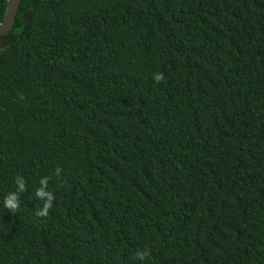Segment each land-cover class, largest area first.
I'll list each match as a JSON object with an SVG mask.
<instances>
[{"label":"trees","instance_id":"obj_1","mask_svg":"<svg viewBox=\"0 0 264 264\" xmlns=\"http://www.w3.org/2000/svg\"><path fill=\"white\" fill-rule=\"evenodd\" d=\"M6 43L0 264H264V0H22Z\"/></svg>","mask_w":264,"mask_h":264},{"label":"clouds","instance_id":"obj_2","mask_svg":"<svg viewBox=\"0 0 264 264\" xmlns=\"http://www.w3.org/2000/svg\"><path fill=\"white\" fill-rule=\"evenodd\" d=\"M165 79L163 72H157L153 74V80L159 84ZM62 173V168L57 167L55 169V176L59 178ZM52 179L50 176H43L39 180V186L35 189V197L42 202V205L36 208L35 214L39 217H47L50 209L55 201L54 193L49 190V182ZM15 191H9L3 199V206L11 212L13 216L19 210L21 206L20 195L27 191V183L23 176H17L15 178ZM151 255L150 248L139 249L136 251L134 258L138 260H145Z\"/></svg>","mask_w":264,"mask_h":264},{"label":"water","instance_id":"obj_3","mask_svg":"<svg viewBox=\"0 0 264 264\" xmlns=\"http://www.w3.org/2000/svg\"><path fill=\"white\" fill-rule=\"evenodd\" d=\"M22 0H7V7L5 16L2 22H0V53L7 49L6 35L13 29ZM29 13L24 14V18L27 20Z\"/></svg>","mask_w":264,"mask_h":264}]
</instances>
